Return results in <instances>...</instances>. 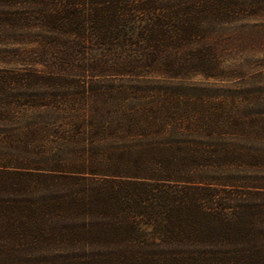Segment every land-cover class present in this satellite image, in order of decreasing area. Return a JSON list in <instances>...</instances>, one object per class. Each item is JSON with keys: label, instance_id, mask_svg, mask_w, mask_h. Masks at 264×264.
Instances as JSON below:
<instances>
[{"label": "trees", "instance_id": "obj_1", "mask_svg": "<svg viewBox=\"0 0 264 264\" xmlns=\"http://www.w3.org/2000/svg\"><path fill=\"white\" fill-rule=\"evenodd\" d=\"M262 10L0 0V264H264V114L236 117L232 143L212 116L71 111L54 130L48 111L54 88L101 91L80 77L213 76V49L185 47Z\"/></svg>", "mask_w": 264, "mask_h": 264}, {"label": "rangeland", "instance_id": "obj_2", "mask_svg": "<svg viewBox=\"0 0 264 264\" xmlns=\"http://www.w3.org/2000/svg\"><path fill=\"white\" fill-rule=\"evenodd\" d=\"M201 46L214 51L216 67L209 72L213 76L186 73L170 78L150 73L141 78L147 82L145 84L132 77H80V84L101 88L98 95L83 97L75 94L74 91L79 90L74 86L65 90L54 88V107L48 111H62L54 112V130L67 126L71 111H171L189 113L192 117L204 116L207 121L212 116V128L230 132L229 138L234 139L231 133L236 132V117L264 114V10L255 16L224 24L185 48ZM107 87H113L114 91H106ZM132 87L140 91L129 92ZM66 90L70 95L65 99L56 96Z\"/></svg>", "mask_w": 264, "mask_h": 264}]
</instances>
